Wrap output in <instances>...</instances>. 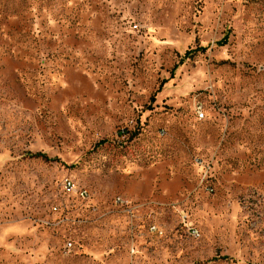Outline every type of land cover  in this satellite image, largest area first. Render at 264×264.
<instances>
[{"label":"rangeland","instance_id":"obj_1","mask_svg":"<svg viewBox=\"0 0 264 264\" xmlns=\"http://www.w3.org/2000/svg\"><path fill=\"white\" fill-rule=\"evenodd\" d=\"M0 264H264V0H0Z\"/></svg>","mask_w":264,"mask_h":264},{"label":"built area","instance_id":"obj_2","mask_svg":"<svg viewBox=\"0 0 264 264\" xmlns=\"http://www.w3.org/2000/svg\"><path fill=\"white\" fill-rule=\"evenodd\" d=\"M196 114H197V118L201 119L203 117V113L202 111H200V109L198 108L196 110ZM61 190L62 193L65 195H73L75 196L77 199L81 200V201H87L89 202L90 200V193L89 190L85 187H77L75 185V183L73 182V180H71L70 178H64L62 183H61ZM116 202H121L124 203V201L120 198L117 197L115 199ZM57 207H53V210H56ZM187 213L185 212V210L181 209L179 210V217L181 220V223L183 224V227L188 231V233L192 236H197L198 235V231L197 229H195L191 223L188 221V217H187ZM149 229L152 232L155 233H162V230L159 229L158 226H156L155 224H151L149 225ZM68 246H71V243H68Z\"/></svg>","mask_w":264,"mask_h":264},{"label":"trees","instance_id":"obj_3","mask_svg":"<svg viewBox=\"0 0 264 264\" xmlns=\"http://www.w3.org/2000/svg\"><path fill=\"white\" fill-rule=\"evenodd\" d=\"M43 154H44V153H43ZM43 154H42L41 156H43L44 158H46L45 155H43Z\"/></svg>","mask_w":264,"mask_h":264}]
</instances>
